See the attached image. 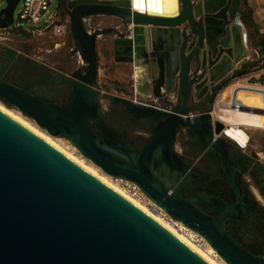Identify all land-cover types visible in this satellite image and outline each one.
<instances>
[{
  "label": "water",
  "instance_id": "obj_1",
  "mask_svg": "<svg viewBox=\"0 0 264 264\" xmlns=\"http://www.w3.org/2000/svg\"><path fill=\"white\" fill-rule=\"evenodd\" d=\"M18 2L7 0L0 11V29L13 24ZM165 2L68 0L71 31L84 63L79 74H58L59 79L70 83L69 105L62 107L26 88L15 87L2 79L1 72L0 99L34 118L52 135L68 137L108 175L137 183L173 219L202 235L227 263L264 264V259L225 236L224 214L219 220L204 219L179 203V188H173V182L158 175L153 181L146 175L144 159L151 145L132 154L118 151L94 132L85 114L81 113L83 120L77 117L76 112L98 100L101 93L97 49L102 36L115 35L116 60L133 63L136 70L138 65L149 67L150 83L146 86L152 88L155 98L168 95L177 82L178 102L169 110L141 107L144 119L161 123L162 134L192 127L191 112L197 107L188 102L209 82L213 92L224 86L246 61L240 58L242 43L238 44L234 29L231 32L222 26L230 0H176L173 12ZM105 15L118 17L119 26L88 28L86 20ZM229 16L232 18V11ZM236 21L248 48V32L239 14ZM231 33L235 36V54L229 42L220 48L215 46L219 42H214L216 36L231 37ZM192 36L195 47L189 42ZM102 105L107 109L109 99H102ZM214 123L215 134H222L226 124L220 120ZM0 264L211 263L129 199L0 109Z\"/></svg>",
  "mask_w": 264,
  "mask_h": 264
},
{
  "label": "flooded vegetation",
  "instance_id": "obj_2",
  "mask_svg": "<svg viewBox=\"0 0 264 264\" xmlns=\"http://www.w3.org/2000/svg\"><path fill=\"white\" fill-rule=\"evenodd\" d=\"M228 3V17L221 20L222 26L231 32L234 29L238 44L242 43L243 54L240 58H246L247 48L243 45L242 27L236 21V16L239 14L248 32L246 18L249 15L244 9L248 10L249 0H230ZM59 9L61 13L65 11L68 14V0H61ZM231 11L232 18L229 16ZM88 28L92 30L95 26L93 24ZM234 37L232 33L231 37L216 36L214 42H219L218 45L215 42L216 48L229 42V48L235 54ZM189 42L195 47V36L190 37ZM76 49V45L70 49L69 59L78 53ZM69 59L56 63L45 62L20 51L17 55L9 51L8 61L2 62L0 59V72L2 79L13 86L26 88L41 99L67 107L70 83L59 79L58 74H79L83 72L84 64L81 57L75 62ZM246 64L247 61L234 70L230 79L236 77L237 71ZM230 79L214 92L209 82L199 90V96L188 102V105L197 107L191 112L194 122L192 127L178 128L165 134L160 133L164 128L158 120H146L140 115L143 111L141 107L145 105L169 110L173 103L178 102L177 82L168 95L156 98L155 101L150 98H144V102L133 98L122 100L121 97L113 98L110 94H103L100 89L98 100L87 103L83 110L76 113L80 120H83L85 114L94 132L118 151L132 154L133 151L141 152L151 145L144 159L146 175L153 181L158 175L165 181L173 182V188H179V203L204 219L219 220L224 214L225 236L248 253L264 259V161L258 152L250 151L247 146L243 147L235 140L238 145L228 140L223 132L215 134L216 125L209 109L210 102H213ZM105 98L109 99L107 109L102 105V99ZM212 225L215 223L212 222Z\"/></svg>",
  "mask_w": 264,
  "mask_h": 264
},
{
  "label": "rangeland",
  "instance_id": "obj_3",
  "mask_svg": "<svg viewBox=\"0 0 264 264\" xmlns=\"http://www.w3.org/2000/svg\"><path fill=\"white\" fill-rule=\"evenodd\" d=\"M253 5L250 4L251 1H249L248 10L244 9V12L249 15L250 17L253 15L257 19L255 27L249 23V47L246 49V61H247V68L250 67L249 73L243 75V76H236L230 79V81L227 83L225 87H223L215 96L213 102H210L209 109L211 112V119L213 121L219 120L218 115L221 114L222 108L225 107L226 103L230 102L232 99V88L234 84H237L238 82H245L247 84L252 85H264V67H262L263 64V55L260 53V48L257 46V41L259 38V34H264V0H252ZM22 0H20L19 4L15 8L14 16H15V22L20 21L19 14L22 8L21 4ZM61 0H53L50 6V11L47 14L46 17H48L50 14H54L59 10ZM7 5V1L5 4L1 6L4 7ZM61 13V11H60ZM59 22L63 23L65 25V31L61 35H56L52 30L43 32L42 34H31L29 32H25L22 30L17 29H0V59H2V62L8 61L9 51H16V55L18 51L29 55L34 58H38L40 60H43L45 62H59L62 59L68 60L70 52V49H72L75 45V40L71 31V23H70V17L67 13L62 14L59 16ZM95 18L93 20L88 19L86 20L87 25L90 27L93 26ZM24 26H31L30 23H27L26 21H23ZM12 27V25H11ZM258 30L259 33L256 31ZM108 36V35H107ZM105 37V36H104ZM99 45H103V39L100 38L98 40ZM58 43V46H56ZM105 44V43H104ZM103 51L105 52V57H107L111 63L109 62L108 68L110 70H113L115 67V63L112 61V56L110 51L107 49L105 50L104 47H102ZM75 57L69 60H72L75 62L78 58H80L79 54L76 53L74 55ZM100 57H99V65H100ZM245 65V66H246ZM128 71L130 70V67L127 66L126 68ZM111 87V88H110ZM108 86L105 84V90L110 93H120V90H117L114 85ZM225 93V100L222 99L223 94ZM131 95V94H128ZM135 96V95H134ZM144 98V97H142ZM0 102L5 104L7 107L12 108L16 111H20L23 116H25L28 120L38 125L44 132L51 135L55 140L66 150L72 152L74 155L85 158V160L89 163H92L95 165V163L87 158L70 140L68 137H65L63 135H52L45 127H42L38 122L24 114L19 108L9 106L4 101L0 99ZM259 111V110H257ZM246 131L249 134V142H248V148L250 151H255L259 153V157L264 161V129H257V128H246ZM225 137L235 142L232 138L225 135ZM236 143V142H235ZM237 144V143H236ZM238 145V144H237ZM264 163V162H263ZM101 168V167H100ZM102 169V168H101ZM103 170V169H102ZM104 171V170H103Z\"/></svg>",
  "mask_w": 264,
  "mask_h": 264
},
{
  "label": "bare ground",
  "instance_id": "obj_4",
  "mask_svg": "<svg viewBox=\"0 0 264 264\" xmlns=\"http://www.w3.org/2000/svg\"><path fill=\"white\" fill-rule=\"evenodd\" d=\"M165 3V5H167L172 10V12L175 11L176 0H166ZM231 91L233 93L232 99L230 102L226 103L224 108H222L220 112L221 114L218 115V118L220 121L226 124L225 132L223 133L237 141L239 145L246 147L248 146L250 138L246 128L264 129V85H252L240 81L237 84H234ZM225 96L226 95L224 93L222 96L223 100L226 99ZM233 104L236 105L235 108H232ZM0 109L24 125L26 128L43 138L45 141L55 146L57 149L84 167L86 170L97 176L99 179L107 183L115 191L129 199L147 215L174 233L182 241L201 254L211 264H229L209 243H206L204 246L200 245L196 241V231L187 227L181 221L178 223L179 226L177 227L175 223L177 220H167L161 215L152 211L150 208L142 204L138 199L132 197L126 191H124L118 185V183H116L112 176L103 171L100 166L96 164L93 165L92 163L87 162L85 158H80L74 155L72 152L64 149L55 140V138L44 132L38 125L28 120L20 111L9 108L2 102H0Z\"/></svg>",
  "mask_w": 264,
  "mask_h": 264
},
{
  "label": "crops",
  "instance_id": "obj_5",
  "mask_svg": "<svg viewBox=\"0 0 264 264\" xmlns=\"http://www.w3.org/2000/svg\"><path fill=\"white\" fill-rule=\"evenodd\" d=\"M251 1L250 4L253 5V1ZM93 20V19H91ZM246 20L248 21L247 28L249 29V23L255 27L257 19L253 15L250 17H247ZM119 18L116 16L111 15H105V16H97L94 20V26L96 27H108V26H119ZM149 27V26H145ZM156 29V28H153ZM154 41H157L156 34L151 36ZM103 39L102 43L103 45H99L98 42V60L100 57V65H99V73H98V83L102 89V93H107L115 97H121V98H133L134 95H138L144 98H150L154 101L156 98L152 94V88L147 87L146 84L150 83L149 80V67L147 66H140L135 69V65L133 63H126L123 61H118L115 59L116 55L114 52V39H116L115 35H108L105 37H101ZM58 44V43H57ZM102 47L104 49L110 51L112 56V61L115 63V67L113 70H110L108 68L109 62L111 61L105 57V52L103 51ZM151 48L148 50L150 51ZM127 66L130 67V70L128 71L126 68ZM105 84L109 87L114 85V87L117 90H120V93H110L105 90ZM111 88V87H110ZM131 94V95H128Z\"/></svg>",
  "mask_w": 264,
  "mask_h": 264
},
{
  "label": "built area",
  "instance_id": "obj_6",
  "mask_svg": "<svg viewBox=\"0 0 264 264\" xmlns=\"http://www.w3.org/2000/svg\"><path fill=\"white\" fill-rule=\"evenodd\" d=\"M6 1L7 0H0V11L5 7L4 6L1 8V6L6 3ZM52 1L53 0H22V8L19 14L20 21L15 22L14 16V22L11 29L22 30L31 34H42L43 32L49 30H52V32H54L56 35H61L64 33L65 25L59 22V16L61 15L60 9L54 14H50L48 17H46L50 11ZM23 21L30 23L31 26H24ZM141 99L143 100L144 98L138 95L134 96L135 101H142ZM112 178L129 195L138 199L142 204L150 208L155 213L161 215L167 220L172 221L173 218L168 214V212L151 198H149L137 183L121 177L112 176ZM179 222L180 221L178 220L175 222L177 227L179 226ZM196 241L202 246L208 243V241L199 233H197Z\"/></svg>",
  "mask_w": 264,
  "mask_h": 264
},
{
  "label": "trees",
  "instance_id": "obj_7",
  "mask_svg": "<svg viewBox=\"0 0 264 264\" xmlns=\"http://www.w3.org/2000/svg\"><path fill=\"white\" fill-rule=\"evenodd\" d=\"M62 14H65V11H62ZM256 31L259 33L258 30H256ZM257 46H259L260 53L263 55L262 67H264V34H259V38H258V41H257ZM249 68L250 67L248 66V68H247V65H246L244 68L238 70L235 76H243V75L249 73V70H250Z\"/></svg>",
  "mask_w": 264,
  "mask_h": 264
}]
</instances>
